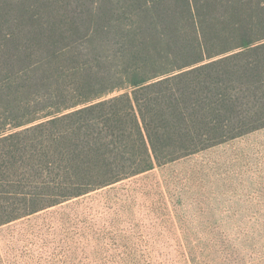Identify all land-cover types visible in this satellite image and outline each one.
<instances>
[{
    "label": "trees",
    "instance_id": "16d2710c",
    "mask_svg": "<svg viewBox=\"0 0 264 264\" xmlns=\"http://www.w3.org/2000/svg\"><path fill=\"white\" fill-rule=\"evenodd\" d=\"M17 12L30 31L1 50L0 225L264 127V0Z\"/></svg>",
    "mask_w": 264,
    "mask_h": 264
},
{
    "label": "rangeland",
    "instance_id": "374dc122",
    "mask_svg": "<svg viewBox=\"0 0 264 264\" xmlns=\"http://www.w3.org/2000/svg\"><path fill=\"white\" fill-rule=\"evenodd\" d=\"M0 264H264V127L1 224Z\"/></svg>",
    "mask_w": 264,
    "mask_h": 264
}]
</instances>
